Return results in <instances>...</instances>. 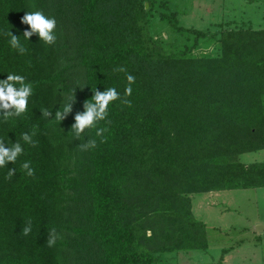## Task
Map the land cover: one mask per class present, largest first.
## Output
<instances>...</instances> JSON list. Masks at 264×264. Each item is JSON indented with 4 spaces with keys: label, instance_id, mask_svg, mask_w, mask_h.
<instances>
[{
    "label": "trees",
    "instance_id": "1",
    "mask_svg": "<svg viewBox=\"0 0 264 264\" xmlns=\"http://www.w3.org/2000/svg\"><path fill=\"white\" fill-rule=\"evenodd\" d=\"M156 2L0 0V80L11 71L34 84L27 114L0 124V139L36 133V146L20 158L34 176L20 161L11 180L0 169V264H155L171 252L205 251L206 227L187 195L264 188V163L238 161L264 150V30L206 33L159 15L184 38L171 51L152 34ZM35 10L57 18V43L33 36L17 55L2 33L22 36L24 11ZM201 41L215 46V56H193ZM116 66L136 78L131 105L110 106L105 142L93 130L97 148L81 151L73 116L95 86L123 95ZM77 76L89 88L74 91L71 113L60 124L41 118V108L54 115ZM28 220L33 230L25 237ZM52 228L61 238L49 248Z\"/></svg>",
    "mask_w": 264,
    "mask_h": 264
},
{
    "label": "rangeland",
    "instance_id": "2",
    "mask_svg": "<svg viewBox=\"0 0 264 264\" xmlns=\"http://www.w3.org/2000/svg\"><path fill=\"white\" fill-rule=\"evenodd\" d=\"M160 0L154 5L151 21L152 34L170 46V50L184 44V38L157 19L171 15L180 27L206 33H219L223 29L264 30V0ZM148 9L149 6L147 3ZM217 53L213 44L200 42L192 53L194 57H210ZM76 79V80H75ZM78 80V76L73 82ZM72 87H70L71 89ZM63 96L55 103L62 106ZM77 95L74 94V102ZM72 139V148L74 145ZM70 147V149H71ZM76 154L70 165L74 164ZM244 165L264 163V150L245 153L238 157ZM191 213L195 220L205 224L208 249L201 252H171L155 264H264L251 252L264 243V188L250 190L214 191L188 194ZM257 226L263 229L256 231ZM226 252V253H225Z\"/></svg>",
    "mask_w": 264,
    "mask_h": 264
},
{
    "label": "clouds",
    "instance_id": "3",
    "mask_svg": "<svg viewBox=\"0 0 264 264\" xmlns=\"http://www.w3.org/2000/svg\"><path fill=\"white\" fill-rule=\"evenodd\" d=\"M20 23L27 26L22 36H13L9 31L2 33L3 36L8 37L9 48L14 50L17 55L23 56L29 51L25 45L30 44L29 38L33 36H36L38 41L45 46L52 47L56 45L58 36L57 18L55 16L45 14L43 10L24 11ZM111 71L113 74L123 73L127 86L123 89V95L115 86H104L102 91L97 90L95 86L94 90H91V98L83 102V110L73 116V123L70 127L75 140L79 141L78 147L81 151L97 148V139L88 138L89 132L93 130L99 142H105L111 123L109 118L110 106H115L116 102L131 105V101L126 97L132 95L135 76L123 66L113 67ZM85 87H88L87 84L81 83L79 80L75 81L74 86L70 89L71 95L64 99L62 106H58L54 115L53 108L51 110L41 108L39 111L40 117L48 121L54 120L60 124L72 111L74 91L76 89L83 90ZM33 95L34 84L26 76L10 71L6 78L0 80V124L24 117L29 110ZM35 135V131H27L20 132L19 139H15V142L0 139V169H6L5 179L11 180L16 174L14 165L24 156L25 148L36 146V141L33 139ZM9 164L12 165L11 168L7 167ZM19 168L25 176H34V168L31 166L30 161H20ZM253 225H264V221H256ZM32 230V221L28 220L21 230L22 235L27 237ZM60 238L56 229L52 228L47 233V246L49 248L55 246ZM251 252L257 259L264 261V243L252 248Z\"/></svg>",
    "mask_w": 264,
    "mask_h": 264
},
{
    "label": "water",
    "instance_id": "4",
    "mask_svg": "<svg viewBox=\"0 0 264 264\" xmlns=\"http://www.w3.org/2000/svg\"><path fill=\"white\" fill-rule=\"evenodd\" d=\"M145 8H147V5H145ZM263 229V227L262 226H257L256 228H255V230L258 232V231H260V230H262Z\"/></svg>",
    "mask_w": 264,
    "mask_h": 264
}]
</instances>
